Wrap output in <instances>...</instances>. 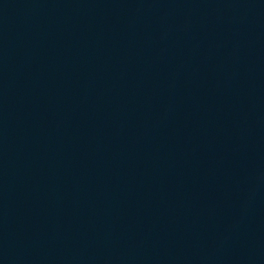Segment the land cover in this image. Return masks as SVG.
I'll use <instances>...</instances> for the list:
<instances>
[{"label": "water", "instance_id": "1", "mask_svg": "<svg viewBox=\"0 0 264 264\" xmlns=\"http://www.w3.org/2000/svg\"><path fill=\"white\" fill-rule=\"evenodd\" d=\"M0 264H264V0H0Z\"/></svg>", "mask_w": 264, "mask_h": 264}]
</instances>
